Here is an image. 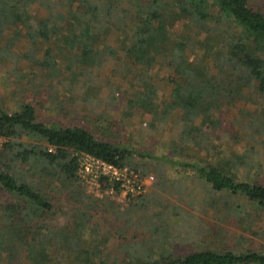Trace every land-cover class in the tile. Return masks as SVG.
<instances>
[{"label": "trees", "instance_id": "obj_1", "mask_svg": "<svg viewBox=\"0 0 264 264\" xmlns=\"http://www.w3.org/2000/svg\"><path fill=\"white\" fill-rule=\"evenodd\" d=\"M251 2L0 0V58L28 62L47 78L65 75L63 83L83 82L86 99L91 89L102 92L95 82L114 65L110 79L134 75L125 91L128 116H148L162 134L170 133L172 119L178 124L175 141L160 152L156 139L144 149L104 140L82 126L43 121L31 104L13 111L0 101V192L7 197L0 198V264H264V251L176 249L166 211L129 220L143 222L152 237L120 243L119 260L104 251L101 243L109 239L93 221L109 205L88 194L79 175L86 156L135 173L142 190L149 170L159 181L173 171L179 181L200 183L198 196L186 193L191 206L220 205L230 214L248 206L263 215L264 107L256 106L264 104V10ZM19 44H25L22 56L14 50ZM160 59L172 70L163 89L153 82ZM125 87L122 79L117 89ZM224 111L230 129L222 127ZM100 181L106 190L126 183L103 175ZM45 188L75 203L67 225L50 222L55 206ZM232 197L240 200L233 208Z\"/></svg>", "mask_w": 264, "mask_h": 264}, {"label": "rangeland", "instance_id": "obj_2", "mask_svg": "<svg viewBox=\"0 0 264 264\" xmlns=\"http://www.w3.org/2000/svg\"><path fill=\"white\" fill-rule=\"evenodd\" d=\"M251 4L257 9L264 10V0H252ZM184 35L190 38L192 30L187 28ZM14 50L22 56L25 52V44H19ZM160 63L161 67L157 70L159 75L156 79L153 78V82L157 87L163 89L167 78L172 75V70L164 64L163 59H160ZM113 67L114 65H107L103 69L106 73L100 72L99 74L102 76L95 82L99 86L102 84V92L98 88L91 89L93 95L91 94L92 96L86 99L83 96L85 92L81 94V91H88L89 86L83 82L78 85L63 83L65 75L60 79L47 78L43 71L32 69L28 62L16 66L13 61H5L0 58V101L6 108L13 111L18 110L22 104H31L37 109L39 118L43 121H55L64 126H82L104 140L122 141L125 144L135 147L138 145L144 149L151 148L156 139L158 142L153 147L160 152H165L168 145L176 139L178 124L172 119L168 125L170 133L162 134L158 128L159 124L151 122L148 116L140 114H136L134 117L128 116L124 111L127 98L125 91L131 89V85L135 82L134 75L123 77L119 73V77L117 75L116 78L110 79ZM119 78L120 80H118ZM122 79H124L126 87L119 92L117 85ZM45 84L48 88L44 90ZM263 107L264 104L257 105L256 109ZM240 111L233 112L239 113ZM227 113L228 111H224L221 115L224 129L231 127L230 116ZM147 121L152 125L147 126ZM239 129L241 130V127ZM240 130H236V132L239 133ZM152 136L154 137L152 138ZM3 142V138L0 137V146ZM242 145L236 144L235 147L242 150L244 148ZM263 147L264 144L260 148L263 151L261 159L263 157L264 162ZM148 166L151 168V164ZM97 171L98 167L93 159L82 160L79 175L87 193L105 201V206L109 205L107 209H99L93 215L94 223L100 227V234L109 239L105 246L102 243L101 245L105 252H112L119 257H117L119 260H122V255L116 250L120 243L144 242L152 237V233L142 227L143 222L139 221L138 225L131 226V224L127 225L129 220L134 219L132 222L137 223L139 218L144 215L154 218L155 214L163 211L167 212L171 220L172 240L175 248L180 251L185 249L188 251L211 249L264 251V213H262L263 215L256 214L257 212L252 207L246 206L244 211L230 214L220 205L205 207L203 204L197 203L191 206V202L188 203L185 198L189 194L194 197L198 196L202 191L200 183L193 180L179 181L180 176L173 171L168 172L159 181L156 171L149 170V174L143 176V185L146 186V189L141 193L144 194L138 197L129 193L124 187L119 190H106L100 178L97 177ZM138 171L140 175H144L143 167ZM261 177L264 180V173ZM45 193L50 195L55 206V213L50 217V222L58 226L67 225L71 220L75 203L69 201L62 194L50 193L49 189H46ZM0 198L7 199L1 192ZM238 198L230 199L232 208L236 206V202L240 203ZM110 203L115 205L111 206ZM116 206L118 209L115 208ZM120 211L123 214H118ZM135 212L137 215L133 216L132 214Z\"/></svg>", "mask_w": 264, "mask_h": 264}, {"label": "built area", "instance_id": "obj_3", "mask_svg": "<svg viewBox=\"0 0 264 264\" xmlns=\"http://www.w3.org/2000/svg\"><path fill=\"white\" fill-rule=\"evenodd\" d=\"M85 158H91L95 161V164L98 167V171H97L98 178H100L101 175H103V176L109 177L110 179H115L117 181L126 182L124 185V188H126L129 193L135 196L141 194L142 186L138 185L140 183L139 182L140 180L138 178V175H136L135 173L133 172L129 173L127 169L119 170L113 167L112 165H108L102 162L101 160L95 159L90 156H86Z\"/></svg>", "mask_w": 264, "mask_h": 264}]
</instances>
